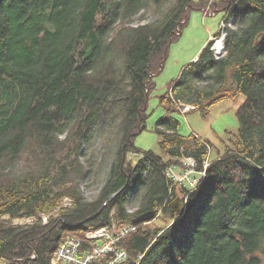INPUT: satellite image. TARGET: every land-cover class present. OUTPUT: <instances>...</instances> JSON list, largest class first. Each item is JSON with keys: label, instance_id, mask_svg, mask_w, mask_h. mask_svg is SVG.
<instances>
[{"label": "trees", "instance_id": "obj_1", "mask_svg": "<svg viewBox=\"0 0 264 264\" xmlns=\"http://www.w3.org/2000/svg\"><path fill=\"white\" fill-rule=\"evenodd\" d=\"M208 1H2L0 258L7 264H51L67 236L83 243L87 231L132 223L149 210L162 224H134L121 240L128 258L120 264H137L139 254L138 264H264V0L212 2L224 12V55L208 41L159 98L162 155L133 145L151 73L187 23L185 11L205 10ZM149 10L154 20L136 22ZM240 94L237 135L213 159L212 144L179 133L169 115L189 104L207 116ZM107 136L116 140L115 156L98 194L86 199L81 184L92 172L83 152ZM183 157L204 170L195 188L167 175ZM178 196L182 213L169 208ZM64 197L70 204L54 212ZM42 213H52L47 222ZM26 217L34 220L12 221Z\"/></svg>", "mask_w": 264, "mask_h": 264}, {"label": "rangeland", "instance_id": "obj_2", "mask_svg": "<svg viewBox=\"0 0 264 264\" xmlns=\"http://www.w3.org/2000/svg\"><path fill=\"white\" fill-rule=\"evenodd\" d=\"M194 1L197 2L198 0ZM213 1L215 0L208 1L205 10L197 8L196 5L189 8L188 13H185L187 23L182 26L181 33L176 35L169 44L162 68L153 76L154 86L147 99L146 118L143 123L145 126L133 138V145L142 151L152 150L157 154H163L159 146L160 136L155 131L157 121L166 113V110L159 103V98L170 89L172 82L179 77L183 67L196 59L207 41H212L214 44L215 40L220 39L224 34L222 33L225 28L224 12L217 8H211ZM142 15V19L136 22H148L157 17L152 10L140 13L138 16L141 18ZM228 25L234 26V23L230 21ZM244 99L242 94L235 99H222L209 108L207 116H203L199 109L183 112L185 109L183 105H180V111L171 112L169 115L178 120L179 133L183 135L194 134L198 138L210 142L212 148L208 157L213 159L223 153L236 137L238 131L236 110ZM116 147V140L107 136L94 138L92 144L84 149L83 158L92 172L91 176L81 184V190L86 199H92L98 194L106 178L110 162L115 156ZM136 156V154L130 153L127 158L134 161ZM175 171L178 172V168H175ZM66 198L68 197L62 199L60 206L54 212L61 206L69 205V200ZM128 209L131 210V207ZM50 214L52 213H42L40 217L47 222ZM27 218L12 221L14 224H27L30 222ZM162 218V216H156L148 223L157 224L161 222L162 224Z\"/></svg>", "mask_w": 264, "mask_h": 264}, {"label": "built area", "instance_id": "obj_3", "mask_svg": "<svg viewBox=\"0 0 264 264\" xmlns=\"http://www.w3.org/2000/svg\"><path fill=\"white\" fill-rule=\"evenodd\" d=\"M216 40L211 48L216 57H221L224 55L225 50L222 45L219 48L217 47ZM183 108H185L183 110L185 112L193 109L194 106L187 104L183 105ZM195 166L196 162L192 157H183L179 167L172 166L168 168L167 175L177 185L184 188H195L198 180L204 175V170H196ZM175 168H178L179 171H175ZM27 219L30 222L34 220L33 217ZM45 221L44 219L43 222ZM136 229L137 226L131 223L112 222L110 225L87 231L83 243L78 237L67 236L54 251L51 264H93L97 259L104 261L106 264H120L128 258L127 251L121 247V240L125 235ZM138 257L139 260L142 255L139 254ZM138 260L136 261L137 264ZM0 264H6V261L0 259Z\"/></svg>", "mask_w": 264, "mask_h": 264}, {"label": "water", "instance_id": "obj_4", "mask_svg": "<svg viewBox=\"0 0 264 264\" xmlns=\"http://www.w3.org/2000/svg\"><path fill=\"white\" fill-rule=\"evenodd\" d=\"M2 1L3 0H0V6L2 4ZM187 12V10L185 11V13ZM186 20V18H185ZM184 20V21H185ZM224 36L225 34H223L220 38L221 40V45H222V48H224L223 46V39H224ZM165 57H166V51H165V56L163 58V61L165 60ZM163 61L161 62L160 64V68L157 72L155 73H151V76H154L156 75L160 69L162 68V65H163ZM145 124H142L140 129L144 128ZM169 208H170V211L171 212H177V213H182L184 211V204L182 202V199L178 196L176 197L170 204H169ZM156 217V212L154 210H149V211H146V212H143L139 215H137L135 218L132 219V223L133 224H140V223H148L150 222L151 220H153L154 218Z\"/></svg>", "mask_w": 264, "mask_h": 264}, {"label": "bare ground", "instance_id": "obj_5", "mask_svg": "<svg viewBox=\"0 0 264 264\" xmlns=\"http://www.w3.org/2000/svg\"><path fill=\"white\" fill-rule=\"evenodd\" d=\"M216 44H217V47L219 48L220 47V45H221V40L220 39H218V40H216ZM66 199H68V198H66ZM20 219V218H19ZM13 220H16V219H13ZM1 259V258H0ZM7 264V263H6Z\"/></svg>", "mask_w": 264, "mask_h": 264}, {"label": "crops", "instance_id": "obj_6", "mask_svg": "<svg viewBox=\"0 0 264 264\" xmlns=\"http://www.w3.org/2000/svg\"><path fill=\"white\" fill-rule=\"evenodd\" d=\"M208 42V41H207ZM206 44V43H205Z\"/></svg>", "mask_w": 264, "mask_h": 264}]
</instances>
